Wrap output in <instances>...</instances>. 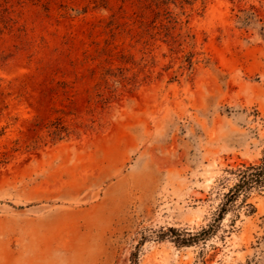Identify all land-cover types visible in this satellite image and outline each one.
I'll list each match as a JSON object with an SVG mask.
<instances>
[{
	"label": "rangeland",
	"instance_id": "rangeland-1",
	"mask_svg": "<svg viewBox=\"0 0 264 264\" xmlns=\"http://www.w3.org/2000/svg\"><path fill=\"white\" fill-rule=\"evenodd\" d=\"M263 156L264 0H0V264H264Z\"/></svg>",
	"mask_w": 264,
	"mask_h": 264
},
{
	"label": "trees",
	"instance_id": "trees-1",
	"mask_svg": "<svg viewBox=\"0 0 264 264\" xmlns=\"http://www.w3.org/2000/svg\"><path fill=\"white\" fill-rule=\"evenodd\" d=\"M229 176L234 179L233 185L223 194L212 222L196 233H188L187 238H182L178 243L180 246H190L200 241H206L212 237L219 228L224 217L235 210L237 202L246 203L252 193H264V156L257 163L243 164L236 169L227 170ZM171 234L176 230L170 229ZM247 264H251L247 262Z\"/></svg>",
	"mask_w": 264,
	"mask_h": 264
}]
</instances>
